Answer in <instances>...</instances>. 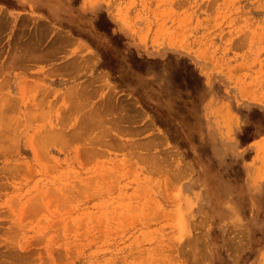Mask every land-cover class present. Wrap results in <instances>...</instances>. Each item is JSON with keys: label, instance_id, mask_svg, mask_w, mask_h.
<instances>
[{"label": "rangeland", "instance_id": "374dc122", "mask_svg": "<svg viewBox=\"0 0 264 264\" xmlns=\"http://www.w3.org/2000/svg\"><path fill=\"white\" fill-rule=\"evenodd\" d=\"M0 264H264V0H0Z\"/></svg>", "mask_w": 264, "mask_h": 264}, {"label": "bare ground", "instance_id": "6f19581e", "mask_svg": "<svg viewBox=\"0 0 264 264\" xmlns=\"http://www.w3.org/2000/svg\"><path fill=\"white\" fill-rule=\"evenodd\" d=\"M35 152V151H34Z\"/></svg>", "mask_w": 264, "mask_h": 264}]
</instances>
